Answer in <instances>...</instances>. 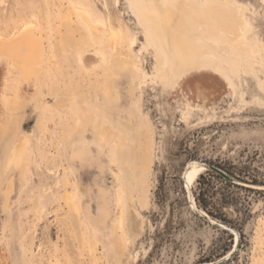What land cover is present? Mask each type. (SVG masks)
Returning <instances> with one entry per match:
<instances>
[{
    "label": "rangeland",
    "instance_id": "obj_1",
    "mask_svg": "<svg viewBox=\"0 0 264 264\" xmlns=\"http://www.w3.org/2000/svg\"><path fill=\"white\" fill-rule=\"evenodd\" d=\"M197 2L202 70L166 81L127 0H0V37L30 32L43 55L22 74L0 52V264H264V0ZM75 7L138 73L60 44L61 12L86 30ZM212 9L247 28L229 38Z\"/></svg>",
    "mask_w": 264,
    "mask_h": 264
},
{
    "label": "bare ground",
    "instance_id": "obj_2",
    "mask_svg": "<svg viewBox=\"0 0 264 264\" xmlns=\"http://www.w3.org/2000/svg\"><path fill=\"white\" fill-rule=\"evenodd\" d=\"M127 1L133 14L139 20L147 41L154 46L156 51L158 49L157 54L159 57L161 56L160 61L163 68L162 76L164 80L171 81L180 79L188 75L187 73L189 72L193 71L194 73V71L196 72L201 69L202 65L195 62L192 50L193 44L197 42V40L190 37L193 19H204L206 15V11L197 0ZM74 9L78 13L83 14L86 30L84 29L85 31H83V27L76 20H73L71 11L61 12L60 23L65 28V33L58 35L61 45L65 42L70 43L73 48L77 49L78 58L82 59L83 54L81 48L86 44V40L89 39L91 43L98 46L102 61L107 66L113 60L121 69L123 67H128L135 74L139 72L140 66L134 57L126 53L125 55L123 54L124 52L122 53L117 49V37H119L120 34L116 30L111 27L108 29L102 22L93 21L91 15L86 10H82L78 7ZM211 13L213 14L215 25L224 28V30H221L222 34L226 32L225 29H227V31H229L228 29L231 30L228 32L229 38L236 39L239 33L243 32L248 26L246 18L237 17L231 9L227 14H222L218 9H212ZM196 30L202 31L201 25H197ZM14 35L15 34H12L9 38L0 37V52L6 55L4 56L7 60L14 64L17 63L22 74H31L34 70L33 68L38 65L43 58L42 45L39 38L35 37L30 32L18 34L16 37H14ZM133 40H135V38ZM133 40H131L129 45H133L135 42ZM112 41L116 43L112 45ZM18 47L25 49L27 56L19 59L17 56ZM106 47L113 51L112 59H110V56L103 50ZM121 47L123 46L121 45ZM197 55L199 56V54ZM146 150V156L148 158L150 155V147L148 146ZM115 153L117 157L120 155L118 151ZM149 164L150 160L147 161V165ZM205 170L206 168L204 166L192 163L183 174V180L186 186L193 185L199 174ZM142 177V182H144V176ZM70 200H72V198L67 196L66 201ZM138 204L140 207L146 206V198H140ZM200 213L203 212L200 211Z\"/></svg>",
    "mask_w": 264,
    "mask_h": 264
},
{
    "label": "water",
    "instance_id": "obj_3",
    "mask_svg": "<svg viewBox=\"0 0 264 264\" xmlns=\"http://www.w3.org/2000/svg\"><path fill=\"white\" fill-rule=\"evenodd\" d=\"M207 167H208V169H210V170L216 172L217 174H219L220 176L224 177V178L227 179L228 181H232V179H231L229 176H227L225 173H223V172H222L220 169H218L217 167H215V166H213V165H208ZM203 216L206 218L205 215H203Z\"/></svg>",
    "mask_w": 264,
    "mask_h": 264
}]
</instances>
